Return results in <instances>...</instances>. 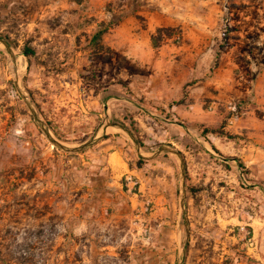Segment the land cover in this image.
<instances>
[{"label":"rangeland","instance_id":"1","mask_svg":"<svg viewBox=\"0 0 264 264\" xmlns=\"http://www.w3.org/2000/svg\"><path fill=\"white\" fill-rule=\"evenodd\" d=\"M0 40V264H264V0H0Z\"/></svg>","mask_w":264,"mask_h":264},{"label":"water","instance_id":"2","mask_svg":"<svg viewBox=\"0 0 264 264\" xmlns=\"http://www.w3.org/2000/svg\"><path fill=\"white\" fill-rule=\"evenodd\" d=\"M0 43H2L7 49L9 52H11V48L9 46V44L3 40H0ZM20 92L21 89H19ZM23 97H24V100L26 102V104L28 105V107L30 108L31 112L33 113L34 115V118L35 120L41 125V127L43 128V130L46 132V134L48 135L49 139L51 140V142L58 148L62 149V150H65V151H68V152H80V151H83L87 148H89L90 146H92L96 140H97V136H95L93 139H91L90 141H88L87 143H85L84 145L80 146V147H77V148H69L65 145H62L61 143H59L57 140H55L51 134H50V130L47 128L45 122L39 117L37 111L35 110V108L33 107V105L29 102V100L27 99V97L23 94ZM113 126H116L117 128L119 129H122V130H125L126 129L119 125V124H111ZM105 131H106V128H105ZM160 152L156 153V155H159ZM179 264H182V259L180 260Z\"/></svg>","mask_w":264,"mask_h":264},{"label":"trees","instance_id":"3","mask_svg":"<svg viewBox=\"0 0 264 264\" xmlns=\"http://www.w3.org/2000/svg\"><path fill=\"white\" fill-rule=\"evenodd\" d=\"M71 1L74 2V3H77V4H82L85 0H71ZM105 33H106V30H104V31H100V32L97 34L96 39H97V40H98V39H101L102 36H103ZM25 53H26L27 56H30V55L33 54V53L30 51V49H25ZM118 124L121 125V126H123V127L126 128V129L130 130L125 124L120 123V122H119Z\"/></svg>","mask_w":264,"mask_h":264},{"label":"built area","instance_id":"4","mask_svg":"<svg viewBox=\"0 0 264 264\" xmlns=\"http://www.w3.org/2000/svg\"><path fill=\"white\" fill-rule=\"evenodd\" d=\"M242 230L244 231L245 229H244V228H242Z\"/></svg>","mask_w":264,"mask_h":264}]
</instances>
